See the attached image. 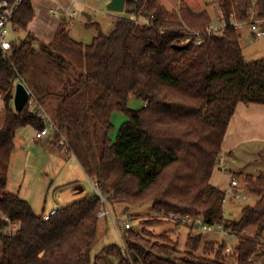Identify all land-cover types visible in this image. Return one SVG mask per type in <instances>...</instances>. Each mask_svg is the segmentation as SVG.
I'll list each match as a JSON object with an SVG mask.
<instances>
[{
    "label": "trees",
    "instance_id": "16d2710c",
    "mask_svg": "<svg viewBox=\"0 0 264 264\" xmlns=\"http://www.w3.org/2000/svg\"><path fill=\"white\" fill-rule=\"evenodd\" d=\"M33 1L24 0L16 14L17 31L28 30L36 18ZM217 1L227 23L219 33L208 32L213 19L207 9L184 5L169 12L160 0H128L114 30L106 34L99 28L89 45L73 39L62 24L49 43H39L29 32L21 42L14 39L7 56L0 52L5 111L0 122V264H180L174 246L151 243L133 228L123 237L124 247L110 245L93 258L104 208L96 191L56 209L48 220L8 191L17 133L27 126L37 133L46 127L44 104L50 99L57 100L50 118L56 127L53 144L81 159L107 203L152 204L159 216L177 213L222 225L239 239L237 264H264V172L245 177L257 200L244 207L239 220L226 218L227 193L211 182L238 105H264V58H245L241 30L232 23L233 14L240 22L250 21L252 11L264 18V0ZM197 31L200 45L195 44ZM187 38L191 41L182 44ZM68 67L78 77L65 92L52 90L62 84L59 74ZM40 70L46 78L57 76L52 85L37 78ZM20 82L31 97L17 111ZM132 96L143 102L142 108L129 107ZM115 112L126 113L129 120L113 140ZM14 223L15 234L10 231ZM202 234H189L190 258L182 263L229 264L225 243L207 242L204 254L197 255ZM160 238L169 239L166 234Z\"/></svg>",
    "mask_w": 264,
    "mask_h": 264
},
{
    "label": "rangeland",
    "instance_id": "374dc122",
    "mask_svg": "<svg viewBox=\"0 0 264 264\" xmlns=\"http://www.w3.org/2000/svg\"><path fill=\"white\" fill-rule=\"evenodd\" d=\"M111 0H36L37 15L28 30H19L13 35V39L21 42L31 32L38 39L39 43H49L60 25L64 24L70 36L78 42L89 45L99 34V28L106 34L114 30L117 14L108 11L107 6ZM169 12L179 10L184 5H190L195 10L207 9L212 14L214 23L218 24L221 17V8L217 0H160ZM126 12L123 13L125 15ZM253 12L251 13L252 19ZM264 23V18L257 20ZM220 22V21H219ZM245 22L242 33V45L245 58L248 61L264 58V37L255 38L251 28ZM71 67V66H70ZM59 74L62 84L58 83L52 90L65 92L66 88L78 77L74 68ZM42 70L37 71V78L44 80L50 85L53 84V76L43 74ZM77 72V73H76ZM55 70V74H56ZM55 77V76H54ZM57 76L55 77V79ZM49 80V81H48ZM56 84V83H55ZM3 100L0 98V122L4 115ZM57 100L50 99L45 102L44 108L47 117L54 120ZM129 107L138 110L143 107V102L135 96L129 101ZM129 120L124 112H115L112 122L115 126L111 132V138L116 140L121 126ZM37 131L30 127L21 128L16 137L15 150L11 158L8 191L19 195L28 201L37 214H50L52 211L80 201L85 195L94 192L93 183L96 179L92 177L80 158L69 155L64 148L53 143V138L37 139ZM249 145V144H248ZM241 177L238 178L240 189L246 195L243 199H232L228 197L225 203L226 218L239 220L242 217L245 206L254 205L256 198L248 191L247 182L244 181L247 175L259 176L264 172V145L246 146L241 155ZM83 189V190H81ZM110 215L101 218L99 235L92 250L95 258L110 245L125 246L124 235L134 229L151 243L157 241L169 243L178 252L177 261L183 264L182 260L190 258L187 241L190 233L200 234L193 226H179L170 221L166 216L154 212L152 204L143 206H131L127 204L107 203ZM131 225L128 228L127 224ZM148 231L150 234H148ZM166 234L169 239L163 240L160 237ZM248 235L252 234L249 232ZM200 249L197 255H203L204 244L215 242L218 245L225 243V261L229 264H237L236 247L239 239L228 231L215 230L205 232ZM217 249V248H216ZM214 257V253L209 254ZM254 258V261H258Z\"/></svg>",
    "mask_w": 264,
    "mask_h": 264
},
{
    "label": "built area",
    "instance_id": "2783aa9c",
    "mask_svg": "<svg viewBox=\"0 0 264 264\" xmlns=\"http://www.w3.org/2000/svg\"><path fill=\"white\" fill-rule=\"evenodd\" d=\"M23 1L24 0H0V52H2L4 56H7L13 47L14 39L12 37L16 31L14 20H15L16 14L18 13ZM221 14L222 15L219 19L220 20L219 24L216 25L212 23L210 25L209 30H208L210 34L219 33L223 31L225 27L227 26L223 12ZM232 18H233L232 23L234 27L238 30H241L245 22L238 21L235 17V14L232 15ZM246 23L251 28V31L254 34L255 38L264 37L263 22H260L259 19L257 20V15L254 12H253L252 19H250V21ZM195 34L198 35V38L196 39L195 44L200 45L203 42L201 31H197ZM190 41H191V38H187L184 42H182V44H188ZM33 103H34L33 100H31L30 105H33ZM44 120L47 123V125L43 130L37 133L38 139L49 137L52 131L56 129L55 124L49 117H47V115L44 116ZM60 144L64 145L65 144L64 140H61ZM222 161H223V158H221L220 164H222ZM93 187L95 191L98 193V195L100 196V198L102 199V201L104 202V208L99 213V217L105 218L110 215V211L107 209L106 197L100 192L98 183H93ZM226 193H227L226 200L228 199L229 196H232L231 198H234V199H243L246 197V195L240 189V184H239L238 179L234 176L231 178L230 186L226 190ZM53 213H55V210L52 211L50 214H46L44 216V219L48 220ZM166 218L170 221L175 222L179 226H192L191 222H194L196 225L195 228L203 233L213 232L215 230H219V231L226 233L224 226L221 225L219 227H216L214 225L205 223L203 219H200V218L194 221L189 216H182L177 213H170ZM126 226L128 228H131V225L129 223ZM17 230H18V224L14 223L11 226L10 231L13 234H15Z\"/></svg>",
    "mask_w": 264,
    "mask_h": 264
},
{
    "label": "crops",
    "instance_id": "0c3cea01",
    "mask_svg": "<svg viewBox=\"0 0 264 264\" xmlns=\"http://www.w3.org/2000/svg\"><path fill=\"white\" fill-rule=\"evenodd\" d=\"M33 3L36 7V0ZM219 21L218 19V24ZM214 24L217 25V23ZM17 33L15 31L14 35ZM46 138H51V136ZM248 144L253 146L264 145V105H246L244 103L238 105L224 139L221 156L223 158L222 164L216 166L211 179L214 186L224 191L229 188L233 175L241 173L239 172L241 169L239 160L241 161L243 150L246 146H249Z\"/></svg>",
    "mask_w": 264,
    "mask_h": 264
},
{
    "label": "water",
    "instance_id": "95a60500",
    "mask_svg": "<svg viewBox=\"0 0 264 264\" xmlns=\"http://www.w3.org/2000/svg\"><path fill=\"white\" fill-rule=\"evenodd\" d=\"M128 0H111L107 6L109 12L117 15H123L126 11ZM31 94L28 87L20 82L17 84L15 93V108L17 111H22L28 101L30 100Z\"/></svg>",
    "mask_w": 264,
    "mask_h": 264
}]
</instances>
